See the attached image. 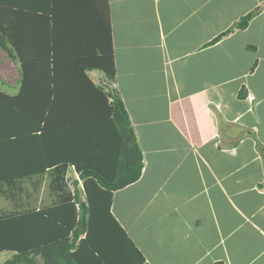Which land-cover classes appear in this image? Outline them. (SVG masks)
<instances>
[{"label":"crops","instance_id":"1","mask_svg":"<svg viewBox=\"0 0 264 264\" xmlns=\"http://www.w3.org/2000/svg\"><path fill=\"white\" fill-rule=\"evenodd\" d=\"M0 2L2 39H18L20 54L7 46L20 64L24 58L28 72H39L28 81L52 86L38 78L53 65L62 78L58 86L73 88L84 81L78 74L83 70L95 86L120 96L141 149L139 178L112 191L109 219L116 230L96 229L102 228L100 217H92L89 238L74 247L81 264H132L139 257L131 243L144 257L141 264H264V0ZM9 5L27 9L5 10ZM40 6L45 11L31 9ZM257 7L246 28L211 43ZM109 44L112 80L100 67ZM33 62L43 66L35 70ZM21 78L8 93L27 83ZM92 93L68 105L71 92L65 89L68 103L50 113L47 139L22 141L23 150L13 152L26 155L15 156L16 165L38 167L84 151V134L100 128L88 122L109 113ZM103 128L110 140L100 166L113 181L122 136L112 125ZM100 150L92 158L98 167ZM50 166L0 182L15 196V208L4 211L8 189H0V218L74 201L75 187L84 200L74 165ZM13 253L0 251V264Z\"/></svg>","mask_w":264,"mask_h":264},{"label":"trees","instance_id":"2","mask_svg":"<svg viewBox=\"0 0 264 264\" xmlns=\"http://www.w3.org/2000/svg\"><path fill=\"white\" fill-rule=\"evenodd\" d=\"M0 5L3 6L4 4L0 2ZM6 7L5 10L12 11H15V9H27L20 5H14V8L13 5ZM38 8H41V10ZM31 9L35 12L45 11L41 6ZM258 12L259 8L257 7L242 15L229 29L213 38L211 43L217 42L234 28H246L249 21ZM0 29H2V23H0ZM1 31V33L7 32V30ZM17 42L18 39H14L12 34H9L5 39H2L0 35V46L7 49L9 53H12L8 47L11 45L20 54ZM7 44L9 45L7 46ZM110 47L109 44L110 52L107 56L103 55L101 57V63L104 64L100 67H102L106 78L112 80L115 77V67ZM34 57L35 55L32 59ZM53 57L51 58L50 56L52 63H54ZM23 59L22 80L27 79V83L26 81L22 82L23 84L17 95L9 96L0 90V182L9 184L21 176L44 171L47 167H52L50 166L52 163L54 165L68 162L74 165L75 171L83 179V190L86 200H80L78 189L75 187L74 201L78 203V208L75 206L74 201H68L0 218V251L10 250L14 252L13 258L1 264H81L80 260L82 259L79 258L76 248L81 243H85L86 238H89L88 233L92 217L98 214H106L111 217L109 207L112 191L136 181L141 174L143 168L141 149L129 115L117 93L112 90L105 91L101 86H95L84 74L83 70L78 72V74H81L80 77L84 81L81 80L73 88H60L58 81L61 82L62 78L53 65L46 76L38 78L40 81L50 80L52 86L33 85L34 82L28 81L30 80L28 78H36L39 72H28L26 67H29V65L24 64ZM31 66L35 67L36 70L43 64L33 62ZM65 89L71 92L69 96L71 99L68 105H75L80 97L85 96L86 93L93 92L92 94L101 98L102 105L106 104L109 112L107 113L108 117H101L99 120H94V122H88L93 125L96 124L100 128L92 132L88 130L89 133L86 132L84 134V151H72L66 157L58 158V160L52 158L53 160L46 161V164L38 167L30 165L20 166L21 161H17L16 165L14 157L26 155L21 152L18 153L19 151L13 152L15 148H23L22 141L30 137L36 143H44L47 139L48 128L46 123L50 120V113L54 108H59L64 103H68V100L63 98ZM108 125H112L122 131L124 135H121L122 147L123 142H127V145L123 147L124 151L121 152L118 177L113 181L108 180L104 176L105 172L102 170L103 167L100 166L104 159L102 155L106 152L104 148L107 147L106 143L110 140L109 134H104L103 132V129H105L103 127ZM116 132L118 133L119 131L116 130ZM97 148L101 149V159L98 161L101 169L96 165L97 162L93 164L92 160ZM261 150L264 151V148H261ZM112 221L115 220L112 218ZM82 233H86L85 237L78 239ZM77 242L78 245L76 246ZM75 246L76 248L74 249ZM131 246L139 257V259L133 260L132 264L143 263L144 257L142 254L133 243H131ZM36 257H40V260H37ZM215 264H222V262H216Z\"/></svg>","mask_w":264,"mask_h":264},{"label":"rangeland","instance_id":"3","mask_svg":"<svg viewBox=\"0 0 264 264\" xmlns=\"http://www.w3.org/2000/svg\"><path fill=\"white\" fill-rule=\"evenodd\" d=\"M11 46V45H9ZM10 48V47H9ZM12 53H9L5 48L0 46V89H4L5 91H3L4 93H6L9 96H13L12 94L8 93L12 91H16L18 89L17 85L20 81V78L22 77V64H20V61L18 60L19 56L14 52V50L12 48H10ZM22 79V78H21ZM104 82L107 83V81L104 80ZM17 95V94H15ZM119 133L121 135H123L122 131L120 129H118ZM124 136V135H123ZM127 145V142H123V147H125ZM129 147V146H128ZM73 173V172H72ZM68 181L71 183V178H68ZM2 185V186H1ZM1 188H3V190H7L9 187L4 183L1 184ZM20 185H22L24 188H26V184H22L20 183ZM10 191V189L7 190V192L5 191V196L7 195V193ZM16 193H14L15 195ZM1 196V194H0ZM44 196V195H43ZM7 197V198H6ZM5 198L7 199V201L3 200L5 203V210H12L15 207H12V203L11 200L15 197L11 194L7 195ZM83 198V197H82ZM86 200V196L84 197V201ZM1 197H0V204L3 203ZM43 201H46L45 197H43ZM2 202V203H1ZM105 213V212H102ZM94 217H100L99 220L97 222H99L98 224L102 227H95L96 229H103V230H116V228L113 227L112 225V221L109 219L108 215L103 214V215H95ZM110 220V221H108ZM112 222V223H111ZM116 232V231H114ZM14 254V253H13ZM40 259V257H37ZM215 264V263H214ZM223 264V263H222Z\"/></svg>","mask_w":264,"mask_h":264}]
</instances>
